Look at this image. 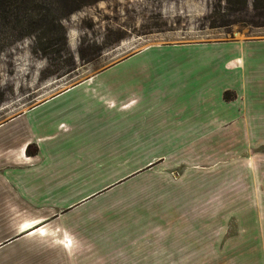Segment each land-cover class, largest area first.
<instances>
[{"label":"crops","instance_id":"obj_1","mask_svg":"<svg viewBox=\"0 0 264 264\" xmlns=\"http://www.w3.org/2000/svg\"><path fill=\"white\" fill-rule=\"evenodd\" d=\"M31 94L0 122V264H264V39Z\"/></svg>","mask_w":264,"mask_h":264},{"label":"rangeland","instance_id":"obj_2","mask_svg":"<svg viewBox=\"0 0 264 264\" xmlns=\"http://www.w3.org/2000/svg\"><path fill=\"white\" fill-rule=\"evenodd\" d=\"M35 2L45 7L44 0ZM215 3L101 0L70 14L62 22L64 30L56 28L50 33L54 37L64 33L66 43L63 47L51 46L46 58L35 52L44 43L40 38L46 27L35 30L33 38L15 41L16 33L0 21V122L20 111L22 104L33 96H28L29 91L40 96L45 89H64L151 44L264 39V27L254 28L243 22L229 28H209L207 15ZM119 36L124 37L121 42L104 48ZM59 49L58 54L55 51ZM255 65L254 69H261L260 62Z\"/></svg>","mask_w":264,"mask_h":264},{"label":"trees","instance_id":"obj_3","mask_svg":"<svg viewBox=\"0 0 264 264\" xmlns=\"http://www.w3.org/2000/svg\"><path fill=\"white\" fill-rule=\"evenodd\" d=\"M99 1L101 0H44L45 7L41 8L40 3H36L35 0H4L0 2V21L9 31L16 33L13 38L15 41L33 38L35 30L41 29L42 26L46 27L45 34L40 38L44 43L39 45L35 51L45 57L51 46H60L61 44L63 47L66 43L64 33L62 37H54L50 33L56 28L60 31L64 30L62 22L70 14ZM215 1V5L210 8L207 15L209 28H229L240 22L254 28L264 27V0ZM33 16H36L37 19H34ZM53 24L57 26L55 27ZM123 38V36L116 37L104 48L118 44ZM55 52L59 54L61 49ZM223 97L225 100H229L231 94L224 93ZM26 152L31 154L35 152V149L28 147Z\"/></svg>","mask_w":264,"mask_h":264}]
</instances>
